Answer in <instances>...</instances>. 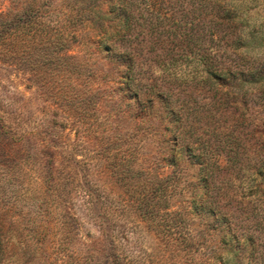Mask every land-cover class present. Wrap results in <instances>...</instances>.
<instances>
[{
  "label": "rangeland",
  "instance_id": "rangeland-1",
  "mask_svg": "<svg viewBox=\"0 0 264 264\" xmlns=\"http://www.w3.org/2000/svg\"><path fill=\"white\" fill-rule=\"evenodd\" d=\"M218 1L234 22L203 0H0V264H220L224 243L227 264H264L260 198L221 148L229 112L196 123L231 90L202 59H264V0ZM256 104L246 145L264 132ZM204 139L240 242L223 215L191 213L204 190L183 148L199 157Z\"/></svg>",
  "mask_w": 264,
  "mask_h": 264
},
{
  "label": "trees",
  "instance_id": "trees-1",
  "mask_svg": "<svg viewBox=\"0 0 264 264\" xmlns=\"http://www.w3.org/2000/svg\"><path fill=\"white\" fill-rule=\"evenodd\" d=\"M204 2H208V4L212 5L213 9H216L218 12H225L222 15V23L223 25L225 21H233L236 18L233 13L229 10H227L226 7H222V5H219V1L215 0H203ZM232 34H236L234 31ZM231 34V35H232ZM111 50L109 49V52ZM243 61L240 63H237L234 66H231L230 68H222V70L218 73L214 70V60L210 59L206 60L202 59L207 67V78L206 81H221L226 80V84L230 86L231 90L228 91V93L224 96L226 99L227 105L224 106L223 111L220 113L219 106H216L215 111L213 109H209V114L206 115V117L200 118L196 121L201 123L202 121L206 120L207 123L210 124H216L221 123V120L223 116L227 112H229V117L231 118L227 120V122L230 120V125H221L220 128L224 131V136L227 139L230 140L229 145H225L221 147L224 151H228L232 158L230 160V169L237 173H244V176H247L245 180H243V183L241 182L240 185L237 187L238 189H242V194L245 197H252L254 193L255 196H258L260 199L258 200L260 203L259 211L264 212V132L261 131L260 134V141L261 144L259 146L254 145H246L245 142H243V137L241 136L242 130L241 127H243L244 123H249V120L252 119V114H250V110L253 108L252 105H250V101L256 100V105H258L259 109H264V59L262 57H256V60L254 61H244L245 58H242ZM252 60V59H251ZM255 87V88H253ZM251 95V96H249ZM254 98V99H253ZM236 101H240L242 104V112H237L238 109L233 110V106H230V102L236 103ZM166 102L169 103L166 99ZM254 106V105H253ZM220 113V114H219ZM219 114L218 118H216V115ZM174 118L177 117L175 113L172 114ZM261 118V119H260ZM262 117H259L258 122H261ZM264 127V124H260L258 126ZM219 127H217L218 129ZM216 130V128L214 129ZM255 131V130H254ZM198 132V131H196ZM188 133V132H186ZM214 136L215 133H214ZM208 140V139H207ZM242 141V142H241ZM201 143V154L200 156L194 155V148L187 144L183 148V152L190 155V159H193V157L197 158L196 162H191L190 166L196 167L197 173L200 175V182L203 183L202 189L204 190L203 196H196L191 201V213L198 212L201 213L205 212L209 217L210 216H218L225 218V220L222 222L224 226L228 228L229 231L232 233L234 232L233 236L234 239H236L238 242H240L244 236L239 235L240 230L238 228V223H234L233 221H236L234 217H232L235 214L238 213H231L230 210L226 213L224 212V208H226L225 205L221 204L220 201H217V198H215L212 195H210V191H214L213 189L216 188L212 186V183L214 185L217 184V178L218 175H227L230 174L229 171L225 170L226 168H221L220 165L217 162H211L207 159H203L205 157V154L208 150L216 151L213 147L209 149V143L204 139V141L199 142ZM175 167H181L182 164L180 162H174L170 163ZM228 168V169H229ZM184 169V168H183ZM235 174V173H234ZM232 175V174H231ZM259 177L261 178V182L256 186H254L255 178ZM246 181H250L249 185H246ZM252 184V185H251ZM255 187V189L253 188ZM255 190V191H254ZM249 192V193H248ZM247 194V196H246ZM218 195L220 200L223 202V200H226L229 197V192L227 189H224L223 187H220V192L218 191ZM212 197V198H211ZM243 197V196H242ZM244 198V197H243ZM242 203L237 202L238 210H240ZM228 207H232V204ZM237 210V211H238ZM260 216L259 214H255L256 217ZM263 220V218H262ZM1 238V236H0ZM248 240V239H246ZM224 247H221V249H218V252H221L222 254H231L234 253V247H228L226 243H224ZM3 247L2 242L0 240V249ZM218 252L216 254V261H218L220 264H227L224 259L218 256ZM1 262V258H0ZM238 264V262H236Z\"/></svg>",
  "mask_w": 264,
  "mask_h": 264
}]
</instances>
